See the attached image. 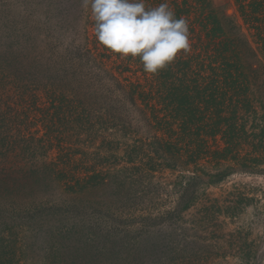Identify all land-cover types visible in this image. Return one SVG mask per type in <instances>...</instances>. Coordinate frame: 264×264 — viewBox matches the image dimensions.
<instances>
[{"label": "trees", "instance_id": "1", "mask_svg": "<svg viewBox=\"0 0 264 264\" xmlns=\"http://www.w3.org/2000/svg\"><path fill=\"white\" fill-rule=\"evenodd\" d=\"M74 1L77 12L70 28L75 34L82 31L81 43L57 64L54 80L63 87L55 86L52 112L65 124L76 125L82 138L85 128L103 121L120 103L129 113L116 116L113 126L123 124L127 143L119 145L126 146L122 155L128 164L112 166L122 160L115 151L104 157L78 153L73 144L54 158L38 157L37 150L53 142L47 146V139L23 119L27 111L10 104L9 95L20 94L19 88L0 91V263L27 261L28 237L37 232L47 242L48 235L56 237L54 246L75 253L68 261L85 258L78 245L91 249L93 243L82 242L72 226L58 222L65 221V214L69 221L73 213L78 218L112 214L117 203L112 206L110 189L124 192L122 204L134 202L127 212L136 213L142 198L155 191L151 188L161 168L176 171L171 191L179 211L201 202L210 187L235 173L264 175V0H166L177 19L188 21L191 50L155 75L144 71L138 57L122 59L101 45L95 31L91 34L95 21L90 3ZM143 2L147 10L165 0ZM40 45L35 48L47 55L50 48L44 40ZM80 51L122 99L111 97L108 107L105 84L82 70ZM5 61L13 71L9 78L18 75L16 63ZM96 102L103 108L99 115ZM112 155L114 161L105 164ZM138 184L146 187L133 190ZM40 195L45 202L37 201ZM73 239L79 240L76 247Z\"/></svg>", "mask_w": 264, "mask_h": 264}, {"label": "rangeland", "instance_id": "2", "mask_svg": "<svg viewBox=\"0 0 264 264\" xmlns=\"http://www.w3.org/2000/svg\"><path fill=\"white\" fill-rule=\"evenodd\" d=\"M76 12L74 0H0V91L19 88L20 94L9 95L10 104L27 111L23 119L30 123L36 135L47 139V146L53 142L46 150L38 149V157L54 158L55 153L62 149L65 152V148L73 144L72 149H78V153L85 150L104 157L115 151L122 160L112 166L120 167L128 163L122 155L127 151L126 146L121 147L119 143L127 141L123 139V124L115 127L113 124L116 116L124 118L129 113L125 107L121 108L119 103L115 112L109 109L110 116L103 121L96 120L93 128H85L82 138L77 134L76 125L65 124L52 112L51 99L57 87H63V84L56 85L54 80L57 64L61 59H67L73 52L71 48L75 49L81 43L82 31L75 34L70 28ZM227 12L232 14L233 10ZM94 31L93 28L91 34ZM43 40L50 48L47 55L35 48H40ZM80 54L82 70L94 73L102 79L101 84H105L108 107L111 97L122 99L112 91L107 77L95 65L90 66L81 51ZM5 60L16 63L18 75L9 78L11 66H5ZM101 113L103 108L96 102V114ZM198 144L195 141L194 145ZM115 158L112 155L105 164L109 165ZM102 159L100 157V161ZM175 175L173 168H161L153 187L147 186L155 191L142 198L143 203L136 213L127 212L134 202L125 200L122 204L124 192L116 193L110 189L107 192L113 193L109 197L112 206L117 203L112 214L78 218L73 213L70 221L65 214V221L58 224L64 228L72 226L82 242L94 245L91 249L78 245L80 255L85 258L68 261L75 253L66 252L63 246H54L56 237L48 235L47 242L41 236L43 234L37 232L38 235L28 237L31 246L23 254L28 260L21 264H264V175L235 173L221 184L210 187L201 202L183 211L175 209L176 199L171 191ZM143 186L138 184L133 190ZM42 196L37 197L38 202H45L46 198ZM122 207L125 212L120 210ZM36 218L40 219V216ZM97 234H100L99 242L92 240ZM78 242L72 240L74 247Z\"/></svg>", "mask_w": 264, "mask_h": 264}, {"label": "clouds", "instance_id": "3", "mask_svg": "<svg viewBox=\"0 0 264 264\" xmlns=\"http://www.w3.org/2000/svg\"><path fill=\"white\" fill-rule=\"evenodd\" d=\"M90 3L98 42L120 57L139 58L158 74L191 50L188 21L166 2L147 9L143 0H85Z\"/></svg>", "mask_w": 264, "mask_h": 264}]
</instances>
